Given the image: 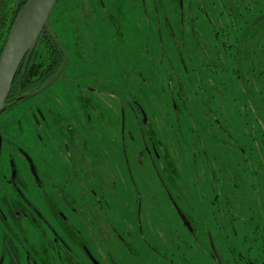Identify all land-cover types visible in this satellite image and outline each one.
Masks as SVG:
<instances>
[{"label":"rangeland","instance_id":"obj_1","mask_svg":"<svg viewBox=\"0 0 264 264\" xmlns=\"http://www.w3.org/2000/svg\"><path fill=\"white\" fill-rule=\"evenodd\" d=\"M57 3L52 21L68 54L65 69L46 90L0 114V124L5 139L25 146L31 137L23 119L43 99L54 96L91 116L88 164L107 183L109 229L95 238L81 228L77 242L87 241L101 264L106 257L108 264H217L211 240L220 264H264V0ZM69 10L74 19L63 16ZM138 101L162 158L157 171L148 157H132L130 144L138 146L140 136L132 116ZM123 128L132 131L126 144ZM7 145L4 167L10 152L18 158ZM37 153L32 156L41 164ZM83 166L76 164L85 177ZM81 174L76 169L77 180ZM76 178L62 186L86 212L89 185ZM135 186L142 200L139 229ZM82 258L77 264H86Z\"/></svg>","mask_w":264,"mask_h":264},{"label":"flooded vegetation","instance_id":"obj_2","mask_svg":"<svg viewBox=\"0 0 264 264\" xmlns=\"http://www.w3.org/2000/svg\"><path fill=\"white\" fill-rule=\"evenodd\" d=\"M88 90L98 92L92 86L88 87ZM84 96L86 97V93ZM16 98L7 99V102ZM26 99L29 97L19 99L0 114ZM84 99L87 104L92 105V97ZM51 104L54 106L51 107ZM92 106L97 110L94 105ZM70 110L61 103V99L54 96L41 100L40 108L33 110L34 112L23 119L31 137L27 143L25 142V146H17L11 138L5 139L0 124L3 139L1 155L5 144L18 155L16 159L10 152L7 156L9 164L5 167L1 165L0 155V264H77L78 255L84 257L82 259L86 264H101L89 243L87 241L78 243L76 237L77 234H81V228H85L89 234H95V238L98 234L108 231L109 210L104 207L107 183L104 179L94 178L88 164L90 158L87 157L88 143L85 136L91 132V116L87 115L86 111L76 113L74 109ZM124 116L122 108V120ZM132 116L140 133L139 141L136 142L138 146L132 147V142L130 144L132 157L136 159L148 157L150 166L157 171L162 158L154 141L155 133L149 131L147 134L146 127L150 120L140 102L136 108L133 106ZM130 132L132 133L126 128L120 132L124 144L127 134L131 135ZM125 149L127 150L126 146ZM33 150L38 152L39 160L41 157V164L33 158ZM126 158L130 164L129 156ZM77 163L84 164L85 177H82L81 168H76ZM76 169L82 173L79 180L76 178ZM72 178L86 186L89 185L90 190H86L84 195L86 200L88 198L86 212L81 211L70 191L65 192ZM62 185H66L67 189ZM164 187L165 196L173 202L172 194L166 185ZM133 190L135 193L133 201L136 200L137 205L133 212L138 217L139 229L142 200L137 186ZM174 207L181 220L194 231L191 221L182 210L176 204ZM111 231L118 233L115 226L111 227ZM211 241L213 256L217 264H220L221 258L216 251L215 243ZM121 246L128 248L130 243L123 241ZM106 261L110 262L108 257Z\"/></svg>","mask_w":264,"mask_h":264},{"label":"water","instance_id":"obj_3","mask_svg":"<svg viewBox=\"0 0 264 264\" xmlns=\"http://www.w3.org/2000/svg\"><path fill=\"white\" fill-rule=\"evenodd\" d=\"M58 0H28L16 17L0 55V113L25 96H35L51 86L63 73L68 60L66 49L60 43L50 25V18ZM44 30H47L64 53V61L59 72L40 89L20 94L15 100L7 102L14 79L21 63L29 51L34 49ZM143 112V110H142ZM144 114V112H143ZM144 118L146 115L144 114ZM0 130V155L2 150Z\"/></svg>","mask_w":264,"mask_h":264},{"label":"trees","instance_id":"obj_4","mask_svg":"<svg viewBox=\"0 0 264 264\" xmlns=\"http://www.w3.org/2000/svg\"><path fill=\"white\" fill-rule=\"evenodd\" d=\"M27 2L28 0H0V55L16 17ZM66 2L69 3L71 0H66ZM55 9L56 6L50 18V25L62 44L52 21ZM72 14L73 13L69 10L67 15L65 14L63 16L68 18L72 17L74 19ZM62 46L64 47L63 44ZM63 61V51L56 44L51 34L47 30H44L36 47L27 53L21 63L8 99L11 100L16 98L19 94L31 93L40 89L41 86L48 83L59 72ZM261 233V236H264V230H262ZM258 242L259 240L257 237L253 238L251 247L257 245ZM258 246L259 249L263 248L262 244ZM263 255L264 253H262V256Z\"/></svg>","mask_w":264,"mask_h":264}]
</instances>
